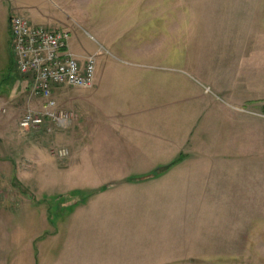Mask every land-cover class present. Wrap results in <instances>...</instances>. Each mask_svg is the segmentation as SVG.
Wrapping results in <instances>:
<instances>
[{"label": "rangeland", "instance_id": "374dc122", "mask_svg": "<svg viewBox=\"0 0 264 264\" xmlns=\"http://www.w3.org/2000/svg\"><path fill=\"white\" fill-rule=\"evenodd\" d=\"M13 1L4 0L6 10L17 7L34 25L65 28L73 55L96 56L95 87L104 69L142 70L161 81L160 118L165 124L179 118L183 134L199 114L198 103L225 116L213 135H199L201 126L195 132L192 155L181 162L190 169L176 174L185 182L148 187L147 179L134 193L112 189L107 196L119 198L117 210L99 220L94 190L110 182L100 167L111 157L95 150L94 141L67 135L72 127L19 128L23 114L40 103L29 82L9 69L6 52L7 62L0 60V206L12 210L4 233L16 235V250L23 244L21 263L264 264V135H256L260 121L264 132V0ZM114 85L99 98L112 109L129 89ZM154 89L152 83L150 94ZM74 95L86 94L57 95L61 110ZM93 98L83 110L100 118L89 109ZM232 106L242 109V135H224ZM30 203L26 215L14 214L17 204ZM36 234L32 249L27 240Z\"/></svg>", "mask_w": 264, "mask_h": 264}, {"label": "crops", "instance_id": "0c3cea01", "mask_svg": "<svg viewBox=\"0 0 264 264\" xmlns=\"http://www.w3.org/2000/svg\"><path fill=\"white\" fill-rule=\"evenodd\" d=\"M7 1L10 5L14 2L13 0ZM3 2L4 0H0V60L2 63H5V61L7 62L6 52H9L10 43L8 18L13 13L19 14V9L10 6V9L6 10ZM21 9L25 10L24 8ZM74 56L82 59L85 54ZM144 74L147 73L136 69H104L97 81V84L100 83V87L97 88L94 85L95 89L93 88L90 91L76 90L84 92L86 95H74L66 111L73 114L72 120L69 123L70 126L65 127L66 129L72 127V131L67 135H80L81 138L94 141L95 150L102 151L104 157H111L103 167H100L102 172L107 174L106 178L110 179V182L104 186L95 187L97 191L94 190V198H96L98 206L97 211L93 214L99 220L111 218L109 212L117 210L116 206L119 198L107 196L110 192H114L112 189H120L123 193L126 191L127 193L131 192V190L133 192L135 187L141 186L140 183L145 182L147 179L150 182L148 187H152L153 184L158 182L165 184L174 183L177 186H179V183H182L181 181L185 182L186 178L181 179L180 175H176L183 168H188L183 166L184 163H181L182 161L172 166L167 172H164L161 178L154 179L153 173L158 169L170 165L179 157L186 158V155H192L188 147L190 146V142L194 140L196 131H200L202 128L199 135H208L206 133L211 130V135H213L217 119L221 121V124H225L224 113L214 110L213 107L210 110V114L207 113L209 108L205 103H198L199 114H196V117L192 119L190 129L185 134H183L180 126L181 121L177 124L179 118L177 119L174 116L170 119V124H165L163 119L160 118L164 112L160 109L164 99L162 100L161 91L157 89L161 81L157 78L152 80L149 75V78H145ZM117 82L122 83L129 89L127 92L123 91L118 94L120 103L118 107L112 109L111 102L103 101L105 102L104 104L102 100L99 101V98L111 95L113 90L115 91L114 84ZM12 83L17 85L19 81L13 80ZM152 83H154L155 89L150 94L149 90ZM163 92L165 96V91ZM92 97L96 98V100H94V106L89 105V109L97 112L100 118H92L89 112L83 110L86 100ZM230 108L231 112L228 120L230 118L231 120L227 121L230 124V130L224 135H242V109H237L238 106ZM83 111L86 116L83 115ZM74 112L78 114L77 119L74 118ZM73 120L76 121L72 122ZM75 122L82 124V127L73 128ZM258 124H260L258 125L260 128L256 135H264L262 121ZM199 126H201L200 129ZM47 129L49 128L47 127ZM82 129H84L83 132L81 131ZM222 130L223 126L217 129L220 132ZM90 147L88 146L87 148ZM120 172L125 173V175ZM100 187L105 190L100 192L98 190ZM102 199L106 201H101ZM90 201L81 209H87L91 204ZM19 202V204L22 203L21 201ZM32 205L33 203H30V206H19L17 204V207L13 210L14 214L15 212H21V214L26 215L30 212ZM7 211L9 212L10 209L7 210L6 205L0 206V264H14L16 262L23 264L21 263V260L24 259L23 244L20 250H16L15 247L18 246L15 239L16 235H8L6 237L4 233L6 226H4L3 219L8 218ZM14 214H10V217H14L12 216ZM101 225L104 226L102 222ZM38 236L39 234H36L34 241H32V237L27 240L32 249L33 246L38 245V242H36ZM33 242H35L34 245L32 244ZM18 244L21 245V243ZM26 264H30L29 261Z\"/></svg>", "mask_w": 264, "mask_h": 264}, {"label": "built area", "instance_id": "2783aa9c", "mask_svg": "<svg viewBox=\"0 0 264 264\" xmlns=\"http://www.w3.org/2000/svg\"><path fill=\"white\" fill-rule=\"evenodd\" d=\"M8 29L14 71L29 82L31 96L40 103L39 109L23 114L19 128L28 131L47 124L65 128L73 114L61 110L56 97L67 89L94 88L96 56L76 58L70 51V33L65 28L36 26L17 13L9 16Z\"/></svg>", "mask_w": 264, "mask_h": 264}, {"label": "trees", "instance_id": "16d2710c", "mask_svg": "<svg viewBox=\"0 0 264 264\" xmlns=\"http://www.w3.org/2000/svg\"><path fill=\"white\" fill-rule=\"evenodd\" d=\"M10 68L12 71H14L12 62L10 63ZM182 161V157H179L177 160H175L174 162H172L170 165L163 167L161 169H158L156 172L153 173V175H157V174H163L164 172H167L172 166L180 163Z\"/></svg>", "mask_w": 264, "mask_h": 264}]
</instances>
